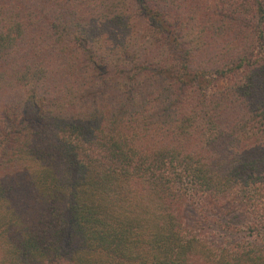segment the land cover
<instances>
[{
	"label": "trees",
	"instance_id": "trees-1",
	"mask_svg": "<svg viewBox=\"0 0 264 264\" xmlns=\"http://www.w3.org/2000/svg\"><path fill=\"white\" fill-rule=\"evenodd\" d=\"M0 264H264V0H0Z\"/></svg>",
	"mask_w": 264,
	"mask_h": 264
},
{
	"label": "rangeland",
	"instance_id": "rangeland-1",
	"mask_svg": "<svg viewBox=\"0 0 264 264\" xmlns=\"http://www.w3.org/2000/svg\"><path fill=\"white\" fill-rule=\"evenodd\" d=\"M195 210L191 207L188 206L187 212H186V216L188 217V221L191 222L192 216L194 215ZM233 212H236V210H233Z\"/></svg>",
	"mask_w": 264,
	"mask_h": 264
}]
</instances>
